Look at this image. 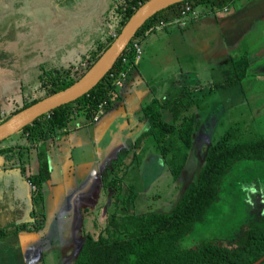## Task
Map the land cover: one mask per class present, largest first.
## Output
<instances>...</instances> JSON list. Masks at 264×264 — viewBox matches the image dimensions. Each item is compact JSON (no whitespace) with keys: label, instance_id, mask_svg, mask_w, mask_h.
Here are the masks:
<instances>
[{"label":"rangeland","instance_id":"1","mask_svg":"<svg viewBox=\"0 0 264 264\" xmlns=\"http://www.w3.org/2000/svg\"><path fill=\"white\" fill-rule=\"evenodd\" d=\"M117 1L123 3L125 0ZM110 3L111 0H0V49L13 55L14 70L22 71L29 63L44 61L48 59V54L49 57H55L59 52L78 60L80 54L85 52L86 58L93 59L105 51L119 34L118 30L122 29L120 15L111 9L107 13L109 32L93 42L99 29L91 18L102 17ZM186 5L191 6L190 3H184L164 11L160 15L164 20L161 26L145 39H142V35L133 37L141 44V62L137 70L142 72L139 75L142 81L137 71H134L132 76L126 75L116 86L127 83L130 87L127 88L128 92L134 87V94L119 99L115 93L111 104L107 107L102 105L92 119H85L84 113L73 109V106L67 107H72V117L84 116L94 131L101 132L100 141L95 142L93 150L87 147L85 137L81 147H74L73 143L79 133L72 134L73 129L68 131L71 122L68 128L67 124L57 127L55 133L38 146L21 131L5 139L14 142L18 148L17 153L21 154L17 158L20 159L19 164L27 168L24 179L31 193L37 190V186L28 179L29 175L37 172V150H50L51 153L60 143L68 147L73 157V162L69 160L72 166L69 167L68 175L79 177V199L76 196H60L63 186L59 178L56 180L57 169L54 168L52 182L58 181L56 186L42 185L41 198L31 199L32 204L24 206L25 211L30 209L25 218L20 211L18 214L14 212L13 215H6L1 223L0 264H72L86 235L91 234L97 238L109 225L112 214L119 216L127 212L171 210L202 166L205 151L210 144L228 136L231 141H236L252 133H264V82L255 86L253 83L257 75L264 80V58L262 66L259 60V66L256 64L255 67L247 68L246 72L250 74L234 89L217 84L231 75L237 66L234 62L247 56L246 51L227 54L226 57L219 56L218 52L214 60L208 44L196 42L197 39L200 42L203 40L205 27H194L189 23L193 17L205 15L204 11L207 10L198 7L195 16L182 14ZM6 19L12 20L6 23ZM3 21L5 27L2 26ZM78 60L75 65L77 67H71L72 71L84 70L86 61L79 63ZM146 64L148 67L144 69ZM65 66L68 67L69 63ZM183 87L190 89L193 94L189 112L196 115L198 126L195 143L181 177L174 180L153 136L142 139L139 136L149 125L143 113L144 104L151 100H164L176 89ZM0 89L3 95H9L14 100L12 108L45 94L43 90L32 88L20 94L19 83L11 79L3 83ZM140 93L148 95L141 99ZM12 111L10 109L2 115L7 116ZM162 113L164 118H171L167 109H163ZM107 116L110 118L108 128L111 131L97 129L101 128ZM82 127L79 126V129ZM106 150L108 154L105 157L103 152ZM62 157L60 164L65 166L68 156ZM92 157L99 160L95 171H91ZM226 179L224 192L227 191L228 195L212 206L199 224L196 237L189 241L200 242L230 233L242 220L240 208L245 188L251 186L253 181L264 188V162L238 163ZM112 180L120 181L119 189ZM8 184L19 190L22 202V197L28 198V189L24 184L15 179ZM130 184L137 186L138 194L134 203L127 205L123 198ZM17 241L18 246L15 243Z\"/></svg>","mask_w":264,"mask_h":264},{"label":"trees","instance_id":"2","mask_svg":"<svg viewBox=\"0 0 264 264\" xmlns=\"http://www.w3.org/2000/svg\"><path fill=\"white\" fill-rule=\"evenodd\" d=\"M145 1L147 0H125L123 3H118L117 0H111L102 17L91 18L99 29L97 33L94 32L96 34L93 42L109 32L107 13L111 9L118 12L122 19L121 27H123L133 12ZM235 1L237 0H185L153 15L137 30L134 37L142 35L144 39L156 32L164 21L160 15L180 4L190 3L194 10L201 7L215 13L228 8ZM9 20L12 19H6V23ZM6 23L3 21L2 26L5 27ZM132 41H135V38ZM132 41L112 69L88 93L43 114L20 131L38 146L53 135L57 127L67 124L74 108L83 112L86 117L93 118L101 105L109 106L115 94L118 73L122 71L128 73L135 66ZM100 55L89 59L86 58V53L82 52L78 60L59 52L55 57L50 55L44 61L31 63L25 69L27 80L23 81V91L32 88L29 78H34L33 89L43 90L45 94L25 102L7 116H3L0 110V123L39 99L74 83ZM124 58L126 61H123ZM77 60L79 63L86 61L84 70L80 72L71 69V67H77L75 66ZM66 63H69L68 67L65 66ZM234 63L237 66L233 68L231 75L220 83L227 89L238 86L245 77L248 67L247 56L240 57ZM111 72L115 73L114 77L110 76ZM192 98L190 89L183 87L176 89L164 100H151L143 107V113L149 125L139 139L153 136L174 180L181 177L197 136L196 115L189 112ZM69 106H73V109L67 108ZM163 109L171 113L170 119L163 117ZM37 158L38 170L34 175L28 176L29 181L37 186L36 192L31 193L34 200L41 198L40 189L50 177L46 154L38 149ZM248 161L264 162V133H252L236 141H231L228 136L210 144L205 151L202 166L171 210L127 212L119 216L112 214L109 225L107 224L97 238L91 234L86 235L72 264H259L258 261L264 256V188L256 181L245 188L240 208L242 220L237 218L239 223L229 231L230 233L200 242L189 241L190 238L196 237L199 224L212 206L220 202L223 197L225 198L227 191L224 192V187L227 175L238 163ZM24 173L25 170L22 167V174ZM112 181L119 189L120 181ZM137 194V186L130 184L128 193L123 198L125 204L134 203ZM260 264H264V259Z\"/></svg>","mask_w":264,"mask_h":264},{"label":"crops","instance_id":"3","mask_svg":"<svg viewBox=\"0 0 264 264\" xmlns=\"http://www.w3.org/2000/svg\"><path fill=\"white\" fill-rule=\"evenodd\" d=\"M204 14L205 15L199 14L198 16L199 18L193 17L189 23L193 24L194 27H199V28H201L202 26L205 27L204 29L206 31H204V29L202 28L203 29V40L200 42L197 39L196 42L201 43V44H208L209 48L211 49L210 55L211 56L212 54L214 55L213 57L214 60L216 59L215 55L218 52L220 53L219 56L221 55V56L226 57L227 54H233L235 52L242 53L246 51L247 60H248V67H247L248 69L251 66L255 67L256 64L259 66V63H258L259 60L261 61L260 66L263 65L262 58H264V0H237L234 2V4L230 6V8H226V10L224 11L215 12V13L204 11ZM195 23L197 24L196 26H195ZM195 37L198 38L199 36H195ZM14 58L15 57L13 55H10L6 53L3 49H0V88L2 87L3 83H5L8 79H11L12 81L19 83L21 87V90H20V94H21L23 92V88H22L23 81L27 80L26 78L27 72L25 73V69L24 71L19 70V69L14 70L15 68L12 62ZM48 58H49V54H48ZM140 62H141V59L138 60L135 63V66L128 71L127 76L129 75L132 76L131 74H133L134 71H137L138 76L142 73V72L141 73L138 72L137 70L138 66L140 65ZM29 65L30 63L28 64V66ZM143 67L144 69H146L148 65L146 64ZM23 74H26L25 78L23 77ZM248 74L250 73L246 72V75L241 80V82L244 81V79L246 78ZM139 78L142 81L140 76ZM220 78L222 79V77ZM261 78L262 77L259 75L256 76L255 81L253 82L254 86L259 85L261 82H264V80H262ZM31 81L32 82L30 81L29 82L33 89L35 87L34 78H32ZM223 82L224 81L219 82V84ZM127 88H130L127 83L126 84L124 83V85L122 86L120 85L116 86L115 93H117V95L119 96V99L120 98L126 99L127 96L132 95L134 87L130 89V92H128ZM144 94L140 93L139 97L142 99L148 95V94L146 95ZM115 95L116 94H114V96ZM9 97H10L9 95H3L0 89L1 114L8 112L10 109L14 110L15 108L19 107L18 105L17 107L12 108L13 106L11 107L12 105L11 103L14 102V100L11 97L9 99ZM5 103H7V105H5ZM83 117L77 116L76 118L74 117L70 118V120L67 122V128L69 127L68 123L71 122L72 124L68 128L69 129L68 131L73 129L71 131L72 134L79 133L78 139L73 143L74 147L75 146L79 147V145L81 147L82 139H84L83 137H85V140L87 142V147L89 149H92L95 147V142L100 141L101 132L94 131V127L92 128V126H90L85 120V119H92V118H88L85 116V119H84ZM109 119H110L109 116H107V118L103 119L101 128L100 127L99 128L96 127V128L100 129L101 131L103 130L106 131L107 129V131L110 132L111 130L108 128L110 126ZM87 125H89V127ZM79 126H83L82 129H79ZM65 138H67V135H65ZM79 141H80V144H79ZM13 143L14 142L5 140L3 142V145L0 147V150L4 151V153H0V228L3 227L1 223L5 219L6 215H10L12 213L14 214V212H16V214L21 212L24 214L22 216L25 218L26 212L28 210L30 212V209L25 211L24 206L32 204L31 202L32 195H31V192H29V188L27 186L26 180L24 179V175L22 174L21 168L24 166L22 164H19L20 156H19V153H17L18 148L14 146ZM70 151L71 150L68 147L63 146L60 143L59 147L54 149V151H52L51 153H50V150H46V152H44L47 156L49 170H50V177L44 184H50V186L52 187L56 186L58 181L52 182L53 177H54L53 176L54 168H55L57 169L56 180L59 178L61 180V185L63 186V190L61 191L62 194L60 196L62 198H63V195L66 197L76 196L79 199V177L68 175V171L70 170L69 167L72 166V164L71 165L69 164L70 163L69 160L73 162L72 154H69ZM95 154H97V152ZM103 154L106 157L108 154V151L107 150L104 151ZM63 155L68 156L67 161H66L68 163L65 166H62L60 164V160L63 161V157H62ZM17 156L19 157L17 158ZM91 160H92L91 171H95L96 162L98 163L99 160L98 158H94V157H92ZM24 170L25 172H27V168H24ZM36 170H38V160H37ZM66 172H67V175L65 176ZM98 177H99V174H98ZM12 179L18 180L20 184L21 183L24 184L26 189H28L27 191L28 198L26 196L22 197L24 202L20 200L21 197L19 198V190L13 189L11 187L13 185L8 184L10 183ZM7 190L11 193H8ZM16 196H17V199H16ZM14 199H16V201L9 203V201H12ZM38 233L42 234L40 232ZM38 237L40 239L39 235ZM15 243L17 245L18 241Z\"/></svg>","mask_w":264,"mask_h":264},{"label":"water","instance_id":"4","mask_svg":"<svg viewBox=\"0 0 264 264\" xmlns=\"http://www.w3.org/2000/svg\"><path fill=\"white\" fill-rule=\"evenodd\" d=\"M185 0H147L128 18L119 34L86 72L71 85L51 93L0 123V142L51 110L88 93L112 69L137 30L153 15ZM264 256L258 261L260 263Z\"/></svg>","mask_w":264,"mask_h":264},{"label":"built area","instance_id":"5","mask_svg":"<svg viewBox=\"0 0 264 264\" xmlns=\"http://www.w3.org/2000/svg\"><path fill=\"white\" fill-rule=\"evenodd\" d=\"M181 13L182 14H190V15H192V16H195V15H197V13H196V11L194 10V9H192V7L191 6H189V5H186L183 9H182V11H181ZM131 43V42H130ZM132 49L134 50V52H135V59H136V62L138 61V60H140V58H141V55H142V51H141V44L139 43V42H137V41H132ZM123 61H125V58L123 59ZM126 72H120L119 74H118V77H117V83H119V82H121V80L122 79H124L125 77H126ZM110 76L111 77H114L115 76V73L114 72H111L110 73ZM102 107V105L100 106V108ZM48 116H49V114H48ZM260 264V263H259Z\"/></svg>","mask_w":264,"mask_h":264},{"label":"bare ground","instance_id":"6","mask_svg":"<svg viewBox=\"0 0 264 264\" xmlns=\"http://www.w3.org/2000/svg\"><path fill=\"white\" fill-rule=\"evenodd\" d=\"M126 61V60H125ZM123 72V71H122ZM119 74V73H118ZM127 74V73H126ZM117 76V75H116Z\"/></svg>","mask_w":264,"mask_h":264}]
</instances>
